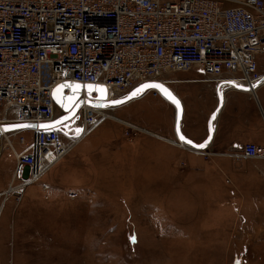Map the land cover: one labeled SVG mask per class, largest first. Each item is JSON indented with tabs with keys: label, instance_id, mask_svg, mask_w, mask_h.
I'll use <instances>...</instances> for the list:
<instances>
[{
	"label": "rangeland",
	"instance_id": "obj_1",
	"mask_svg": "<svg viewBox=\"0 0 264 264\" xmlns=\"http://www.w3.org/2000/svg\"><path fill=\"white\" fill-rule=\"evenodd\" d=\"M254 61L264 65V53ZM188 73L204 77L196 69ZM153 91L103 109L109 119L40 182L0 197V264H264V163L223 169L208 149L195 160L152 159L151 126L174 123ZM63 115L55 109L57 118ZM67 133L77 136L76 129ZM21 135L30 142V132ZM12 141L17 151L23 148ZM7 153L0 156V187L8 190L19 182ZM217 174L235 182H211Z\"/></svg>",
	"mask_w": 264,
	"mask_h": 264
},
{
	"label": "built area",
	"instance_id": "obj_2",
	"mask_svg": "<svg viewBox=\"0 0 264 264\" xmlns=\"http://www.w3.org/2000/svg\"><path fill=\"white\" fill-rule=\"evenodd\" d=\"M224 2L0 0V155L8 150L14 159L16 191L40 182L103 119L102 109L85 104L97 102L96 96L83 92L75 117L60 130L39 128L59 120L52 98L58 84L101 85L120 97L148 81L164 84V74L191 69L217 85L251 87L264 80L254 61L264 53L263 1L238 0L226 8ZM13 124L35 128L2 130ZM77 128L83 129L79 136H68ZM239 156L260 159L264 153L246 144Z\"/></svg>",
	"mask_w": 264,
	"mask_h": 264
},
{
	"label": "crops",
	"instance_id": "obj_3",
	"mask_svg": "<svg viewBox=\"0 0 264 264\" xmlns=\"http://www.w3.org/2000/svg\"><path fill=\"white\" fill-rule=\"evenodd\" d=\"M257 70L260 75H264L263 64L259 65ZM182 73H188V71ZM167 74H164L160 81H165L164 85L179 99L182 107L179 129L182 135L192 142L199 144L207 138L208 120L220 103L213 122L212 138L204 148V150H210V160L216 162L215 167L223 169L234 167L233 165L237 162L249 164L260 161L264 163V158L243 159L239 156L241 147L246 144H254L264 153V80L249 87L247 84L234 83L217 85L203 81L204 77L201 75L197 77L189 73L186 76L168 80L164 78ZM169 84L175 85L178 91H175ZM165 101L170 109L171 118H174V123L171 121L167 125L156 123L151 126L152 154L155 155L152 159L192 160L194 157H199L197 151L186 149L182 147L181 142H177L176 106L170 100ZM161 131L165 134H159ZM2 145L0 143V146ZM238 176L251 177L249 173L238 174ZM213 181L218 184L235 182L218 174L211 179V182ZM6 186L0 187V197L5 195V192L11 193L9 190L13 185L8 190ZM239 190L240 187L234 189V191ZM2 203L3 208L0 213L3 212L5 206V203ZM241 218L245 220L243 216Z\"/></svg>",
	"mask_w": 264,
	"mask_h": 264
},
{
	"label": "snow or ice",
	"instance_id": "obj_4",
	"mask_svg": "<svg viewBox=\"0 0 264 264\" xmlns=\"http://www.w3.org/2000/svg\"><path fill=\"white\" fill-rule=\"evenodd\" d=\"M65 88H69L72 90L71 96H68V97L63 96V90ZM82 88L87 89L89 96H91V94L93 92L99 93L97 104H95L93 106H100V107L119 106V105L124 104L126 102V100L133 99V98L143 94L145 90L157 89L168 100H170L176 106L177 109L180 108L179 100L167 88H165L164 85L158 84V83L143 84L139 88L134 90L133 93H131V95H129L126 99L111 100L110 102H107V103H106L107 96H108L107 89L101 85L61 84V85L57 86V88L54 90L53 97L57 100V103H59L61 105V107H63L70 114L68 116H65L61 120H57V121L50 123V124L40 125V127L43 128L45 131H48V130L54 129V128H56L57 130H60L59 128H57L58 125L64 126L66 121L73 119L76 115L75 109L79 107L78 94ZM212 119H215V115L213 116ZM17 127L28 128V127H33V125L25 124V125H18ZM5 130H8V129H5ZM82 131H83V129L77 128L76 129V135L79 136L82 133ZM65 134H67V133H65ZM177 134L179 136V139L183 143H186V144H189L193 147H198V148H205L207 146V142H205L203 144L195 145V144H193V142L191 140H187L182 134H180L179 125L177 126ZM130 239L133 243L136 242L135 236L130 237ZM237 264H239V262H237Z\"/></svg>",
	"mask_w": 264,
	"mask_h": 264
},
{
	"label": "water",
	"instance_id": "obj_5",
	"mask_svg": "<svg viewBox=\"0 0 264 264\" xmlns=\"http://www.w3.org/2000/svg\"><path fill=\"white\" fill-rule=\"evenodd\" d=\"M264 78V77H263ZM148 83H154V82H148ZM62 84H69V83H67V82H65V83H62ZM143 84H146V83H143ZM143 84H140V85H138L136 88H134L133 90H131L129 93H127V94H125L124 96H121V97H119V98H117V99H113V100H119V99H126L129 95H131V93H133V91L134 90H136L137 88H139L141 85H143ZM158 84H160V83H158ZM59 85H61V84H58L57 86H59ZM163 85V84H162ZM57 86H55L54 87V89H53V92H54V90L57 88ZM166 88V87H165ZM168 89V88H167ZM155 90H157V89H155ZM169 90V89H168ZM65 91H68V94H65ZM157 91H159V90H157ZM170 91V90H169ZM53 92H52V98H53V101H54V103H55V105H56V107L58 108V109H60L63 113H64V115L62 116V118H60L59 120H61V119H63L65 116H68L70 113L69 112H67L63 107H61V105L59 104V103H57V100L53 97ZM85 93V95H86V97L88 98V99H91L92 98V95L94 94L95 96H96V100L98 101V96H99V93H96V92H93L92 94H91V96H89V94H88V92H87V89L86 88H82L81 89V91L79 92V94H78V103H79V106L82 104V101L81 100H79V98H80V95L82 94V93ZM159 93L164 97V98H166L160 91H159ZM173 94V93H172ZM72 95V90L71 89H69V88H65L64 90H63V96L64 97H68V96H71ZM142 95V94H141ZM141 95H139V96H137V97H135V98H133V99H130V100H126V102L124 103V104H126V103H128V102H130L131 100H134V99H137V98H139ZM174 95V94H173ZM175 96V95H174ZM176 97V96H175ZM177 98V97H176ZM167 99V98H166ZM178 99V98H177ZM168 100V99H167ZM179 100V99H178ZM111 100H107L106 101V103L107 102H110ZM180 102V101H179ZM85 104H87V105H89V106H91V107H95V108H100V109H107V108H115V107H118V106H108V107H100V106H93V105H95V104H97V102H93V101H90V100H86L85 101ZM123 105V104H122ZM119 106H121V105H119ZM219 107H220V103H219V105H218V107H217V109H216V111L210 116V118H209V120H208V136H207V138L203 141V142H201V143H199V144H203V143H205V142H207V145L209 144V142H210V140H211V138H212V134H213V122H214V120L215 119H212L213 118V116L215 115V117H216V113H217V111L219 110ZM77 109L78 108H76L75 109V112L77 111ZM181 112H182V107H181V103H180V108L179 109H177L176 108V116H175V130H176V135H177V140L179 141V142H181V140L179 139V136H178V134H177V126L180 124V118H181ZM69 121V120H68ZM67 122V121H66ZM18 125H25V124H13V125H5V126H3L2 127V130L4 131V132H11V131H18V130H23V129H32V128H35V125L34 124H27V125H33V127H28V128H21V127H17ZM39 128H41L40 126H38ZM5 129H8V130H5ZM180 134H182L181 132H180ZM0 137H1V134H0ZM185 137V136H184ZM186 138V137H185ZM187 140H189L188 138H186ZM182 144H184V145H186V146H188V147H190V148H193V149H195V150H201V149H204V148H198V147H193V146H191V145H189V144H186V143H183V142H181ZM193 144H195V145H199V144H196V143H194L193 142ZM207 147V146H206ZM205 147V148H206Z\"/></svg>",
	"mask_w": 264,
	"mask_h": 264
},
{
	"label": "bare ground",
	"instance_id": "obj_6",
	"mask_svg": "<svg viewBox=\"0 0 264 264\" xmlns=\"http://www.w3.org/2000/svg\"><path fill=\"white\" fill-rule=\"evenodd\" d=\"M148 82H154V81H148ZM148 82H146V83H148ZM154 83H159V82H154ZM161 84V83H160ZM164 85V84H163ZM165 86V85H164ZM137 87V86H136ZM166 87V86H165ZM167 88V87H166ZM169 89V88H168ZM151 90H155V89H148V90H145L144 91V93H147V92H149V91H151ZM170 90V89H169ZM156 91V90H155ZM171 92V91H170ZM107 93H108V96H107V100H113L114 98H113V94H114V90H110V91H107ZM127 93H129V92H127ZM127 93H125V94H127ZM144 93L140 96V97H142L143 95H144ZM172 93V92H171ZM124 94V95H125ZM123 95V96H124ZM121 97V96H120ZM139 97V98H140ZM119 98V97H118ZM116 99V98H115ZM165 100H167L166 98H164ZM135 100V99H134ZM132 101V100H131ZM88 106V105H87ZM90 107V106H89ZM105 109V108H104ZM103 110V109H102ZM106 110V109H105ZM101 113V112H100ZM103 116V119L101 120V122L104 120V118H108V116H106V114H103V113H101ZM109 119V118H108ZM98 127V126H97ZM96 127V128H97ZM82 140V139H81ZM81 140H79L78 142H80ZM2 141H3V139L1 138V140H0V142H1V144H2ZM77 142V143H78ZM76 143V144H77ZM182 145V147H184V148H186V149H191V150H195V149H193V148H190V147H188V146H186V145H183V144H181ZM195 151H198V150H195ZM52 169V168H51ZM50 169V170H51ZM49 170V171H50ZM17 190V188H15L14 186L12 187V188H10V190H9V192H11V193H13V192H15ZM8 194H10V193H7V192H5V195H8Z\"/></svg>",
	"mask_w": 264,
	"mask_h": 264
}]
</instances>
